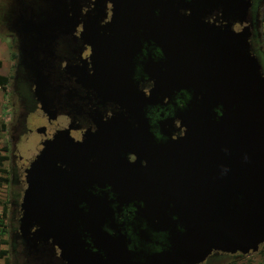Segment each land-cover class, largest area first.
Wrapping results in <instances>:
<instances>
[{
  "label": "water",
  "instance_id": "95a60500",
  "mask_svg": "<svg viewBox=\"0 0 264 264\" xmlns=\"http://www.w3.org/2000/svg\"><path fill=\"white\" fill-rule=\"evenodd\" d=\"M251 6L16 0L13 80L21 70L54 124L33 126L41 139L22 169L18 233L32 263L202 264L259 251L264 73ZM81 116L93 129L75 140Z\"/></svg>",
  "mask_w": 264,
  "mask_h": 264
},
{
  "label": "flooded vegetation",
  "instance_id": "af4514ba",
  "mask_svg": "<svg viewBox=\"0 0 264 264\" xmlns=\"http://www.w3.org/2000/svg\"><path fill=\"white\" fill-rule=\"evenodd\" d=\"M16 6V0H0V32H5V34L9 37L11 41V45L14 49L17 47V40L13 33L9 32L7 30V24L10 20V17L12 15L13 8ZM263 10H264V0H252V6L250 8V19L252 22V37H251V48L253 53L257 56V50H259V46L261 45L263 39H264V32L262 30V24L264 20L263 16ZM234 28H238V26H234ZM78 29H75L72 34H76ZM60 48H69L71 47V44H68L66 42H60L59 44ZM88 48H83L79 51V55L83 56L86 54ZM259 57V56H257ZM17 59V57H16ZM15 70V69H14ZM17 78L16 80H11V90L15 97V102L18 108V114L16 121H14V124L11 128V135H10V142H11V148L10 153L11 157L9 159L10 166H11V180L9 182L10 186H14L16 190V194H12V199L10 201L11 206V217H10V223L8 227V234H9V252L11 255V264H34L30 259L28 258L27 254L24 250V244L23 241L19 237L18 233V219L20 215L19 211V202L22 197V191L25 187L24 181L22 179L23 173L22 169L23 166L17 168L16 166V160L20 159L19 156L15 154L14 144L19 140L21 135L26 134L27 132L31 133L33 131V128L28 127L25 122L28 114H33L31 112L37 111L36 107V101L33 96V89L30 86V84L23 79V74L21 70H18L17 72ZM151 83L148 81H145V78L140 83V89L144 91H148L150 89ZM39 114V112L37 111ZM40 115V114H39ZM168 113L166 112L165 108L162 109H152L150 113V118L152 122H158V120H161L163 117L167 116ZM41 116V115H40ZM42 117V116H41ZM41 124L43 126V129L45 130V133H48V130L54 126L53 123L48 122L44 120L42 117ZM78 125L80 126V129L71 131L70 136L74 138L75 140H79L81 134L85 129H93V126L90 125L87 120H85L82 116L76 118ZM175 131L174 134L181 136L183 135V130L178 126L177 123H175ZM38 135V134H37ZM38 140L41 139V135H38ZM37 140V142H38ZM129 162H133L135 160L134 156L128 157ZM128 212H125V209L123 212H121L122 216H127ZM122 218L117 219L118 221H122ZM129 235V233H128ZM132 239V238H131ZM155 239L154 241L160 242L157 235L153 237ZM138 244V242L134 239H132V242L130 244V247H134ZM150 250L153 251H159L160 247L154 246L153 244L149 247ZM233 256L226 255V254H220L215 253L212 254L204 263L202 264H216L218 262H222L224 259L231 258Z\"/></svg>",
  "mask_w": 264,
  "mask_h": 264
},
{
  "label": "rangeland",
  "instance_id": "374dc122",
  "mask_svg": "<svg viewBox=\"0 0 264 264\" xmlns=\"http://www.w3.org/2000/svg\"><path fill=\"white\" fill-rule=\"evenodd\" d=\"M262 14L264 16V10ZM2 50L5 52V55ZM11 52L16 54V50L12 47L9 37L5 34V32H0V76H4L3 74L12 76L14 74V65L16 60L12 61L10 59ZM31 113L33 114H28L25 124L28 127L33 128L36 123L41 122L43 119L37 111H33ZM17 114L18 108L10 85L6 88H0V169L4 170V172H0V178L7 179L6 183H0V218L4 221L6 227H9L10 223V201L13 196L12 194H16L14 186H10L9 184L11 180V166L9 159L11 157V128L14 121H16ZM38 138L37 133L32 131L31 133L27 132L26 134L21 135L19 140L15 142V154L20 157V159L15 161L17 168L21 166L24 167L28 159L34 154L38 146ZM4 206L6 208L5 218L2 214ZM2 238L8 241L7 245H0V250L8 251V262L5 261V257H1L0 264H11L12 259L9 252V234L3 236ZM261 248L262 246L257 253L249 254L247 256L231 257L216 264H264V251L261 250Z\"/></svg>",
  "mask_w": 264,
  "mask_h": 264
},
{
  "label": "trees",
  "instance_id": "16d2710c",
  "mask_svg": "<svg viewBox=\"0 0 264 264\" xmlns=\"http://www.w3.org/2000/svg\"><path fill=\"white\" fill-rule=\"evenodd\" d=\"M257 56H259L258 58L260 60V63H261V66H262V69L264 72V39H263L261 45L259 46V50H257ZM10 59L12 61L16 60V54L14 52H11ZM0 65H1V63H0ZM14 69H15V65H14ZM12 78L14 79V74L12 76H0V88H6L7 86H9ZM0 172H4V170L0 169ZM4 182L6 183L7 179L6 178H0V183H4ZM5 206H4V210L2 212L4 218L6 215ZM7 234H8V227L5 226L4 221H2L0 218V245H7L8 244V241L2 238L3 236H5ZM261 250L264 251V245L262 246ZM7 254H8L7 250H0V258L5 257L6 262H8ZM233 257H237V256H233Z\"/></svg>",
  "mask_w": 264,
  "mask_h": 264
},
{
  "label": "crops",
  "instance_id": "0c3cea01",
  "mask_svg": "<svg viewBox=\"0 0 264 264\" xmlns=\"http://www.w3.org/2000/svg\"><path fill=\"white\" fill-rule=\"evenodd\" d=\"M262 28H263V32H264V21H263V24H262ZM3 51V50H2ZM4 55H5V52L3 51ZM8 59H9V56H8ZM4 76H7V74H3Z\"/></svg>",
  "mask_w": 264,
  "mask_h": 264
},
{
  "label": "clouds",
  "instance_id": "9594fccd",
  "mask_svg": "<svg viewBox=\"0 0 264 264\" xmlns=\"http://www.w3.org/2000/svg\"><path fill=\"white\" fill-rule=\"evenodd\" d=\"M264 21V20H263ZM262 30H263V28H262ZM257 57V56H256ZM258 58V57H257ZM259 59V58H258ZM260 61V60H259ZM263 70V69H262ZM264 73V72H263ZM263 246V245H262ZM235 256H237V255H235Z\"/></svg>",
  "mask_w": 264,
  "mask_h": 264
}]
</instances>
